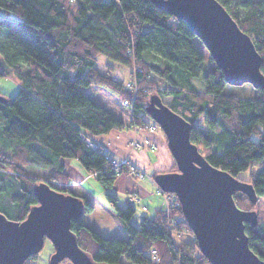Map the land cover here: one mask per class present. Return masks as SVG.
Returning a JSON list of instances; mask_svg holds the SVG:
<instances>
[{
    "label": "trees",
    "instance_id": "16d2710c",
    "mask_svg": "<svg viewBox=\"0 0 264 264\" xmlns=\"http://www.w3.org/2000/svg\"><path fill=\"white\" fill-rule=\"evenodd\" d=\"M217 1L252 38L263 58L264 75V0ZM0 10L21 19L18 25L0 19V78L20 87L14 96L1 94L7 100L0 101V213L13 221L25 220L38 204L34 188L41 182L82 198L84 215L92 213L94 204L73 190L74 181L62 162L76 160L106 191L128 236L103 237L83 218L72 220L79 247L94 262L210 264L181 205L170 210L164 205L153 218L133 223L136 205L128 200L120 208L111 192L119 175L133 173L127 166L114 171L111 157L81 136L146 129L154 124L146 107L158 96L191 123V141L207 161L251 184L259 200L264 197V91L257 90L258 96L250 100L223 94V71L204 45V51L199 47L190 27L149 0H0ZM100 56L140 70L129 121L82 90L94 86L120 100L131 97L126 82L110 75L109 63L107 74H101ZM207 57L212 65L203 75ZM201 117L205 126L197 124ZM255 167H260L256 176ZM177 171L176 165L169 170ZM247 171L249 178H241ZM234 200L243 211L256 210L257 204L243 193L236 192ZM245 232L250 249L264 262V225L253 228L246 223ZM37 257L25 264H35Z\"/></svg>",
    "mask_w": 264,
    "mask_h": 264
},
{
    "label": "water",
    "instance_id": "95a60500",
    "mask_svg": "<svg viewBox=\"0 0 264 264\" xmlns=\"http://www.w3.org/2000/svg\"><path fill=\"white\" fill-rule=\"evenodd\" d=\"M158 9L184 21L202 42L227 84H251L264 91L263 58L252 38L217 0H149ZM7 99L0 94V101ZM146 114L165 135L177 172H159L154 182L162 191L177 196L184 218L193 231L201 253L210 264H264L250 249L245 224L258 226L255 210L243 211L235 203L236 192L256 205L251 184L213 167L191 141L192 125L165 106L158 96L150 98ZM38 204L18 222L0 213V264H25L49 241L54 253L48 264H98L78 245L71 230L74 219L83 218L84 201L64 194L47 183L34 188Z\"/></svg>",
    "mask_w": 264,
    "mask_h": 264
},
{
    "label": "rangeland",
    "instance_id": "374dc122",
    "mask_svg": "<svg viewBox=\"0 0 264 264\" xmlns=\"http://www.w3.org/2000/svg\"><path fill=\"white\" fill-rule=\"evenodd\" d=\"M251 1L255 2L257 0H251ZM2 18L10 20L14 25H18L21 21V19L17 15L6 14L5 12L0 10V19ZM197 43L199 47L204 51V47L201 41L198 40ZM99 60H100L99 70L101 72L103 73L107 72L106 71L107 68L105 65L109 63L111 65L110 75L112 77L113 75H116L117 77H119L121 80H124V81L128 79L129 73H130V77L128 81L133 77L132 70H129L130 67L128 65L120 64L118 62L109 60L105 56H100ZM210 65L212 64L210 63L207 57V59L204 62L203 75L207 73V70ZM2 66H3V60L0 56V67ZM92 87L82 88V90L84 92L87 91L88 94H90V96L96 97L97 94L91 90ZM19 88L20 87L11 79L0 78V94H4L6 96H14L18 93ZM223 94L227 96L235 97V98H242V99L250 100L258 96V91L249 83H246L241 86H234V85L227 84L223 91ZM109 95H112L111 97H115L117 102L119 103L120 100L117 96H115L114 94H109ZM122 103H123V100H121V104ZM122 107L127 109V107L123 106V104H122ZM129 117H130V113H129ZM148 121L154 123L150 117ZM197 124L201 126H205L203 117H201L197 121ZM132 129L135 132L136 136L130 142V148L132 150H141L143 149V147L137 148L134 144V142H138V143L143 142L139 138L140 131H137L135 127ZM157 131L163 134V132L161 131L159 127L156 131H153V132L148 131V132L154 133ZM254 138L256 139V136H254ZM146 139H149V138H145L144 140ZM147 146H149L148 147L149 149H152V150L156 149V145L153 144L152 142L150 145H147ZM67 161H74V160H67ZM259 170H260V167H255L253 169V175L256 176ZM140 171L143 173L144 178H140V177L135 178L132 175H129L126 173L119 175L111 191L117 197L118 205L120 208H125L128 204L126 194L134 193L138 195V197L142 201V205L145 206L146 209H148L145 212H143L141 208L139 207V205H136V215L133 219V223H138L143 218L145 213L148 218L150 219L153 218L156 212L159 210V207L157 205L159 203L163 205L164 203L163 198L156 194L157 184L150 179L151 177L146 172L142 170ZM33 172L35 173V171ZM86 176H87V179L89 178L86 186L93 190L92 195H91V201L93 202L94 205H96V212L85 214L83 216L84 220L87 222L89 227L96 230L103 237H107V238L118 237V238L127 239L128 236L123 231V229L120 227L116 214L114 210L112 209L111 205L109 204V202L107 201V198L105 195L106 191L103 189V187L99 184V182L95 178L90 177L89 173H87ZM249 176H250V171L243 172L241 174V178L243 179H248ZM74 191L77 192L78 188H75ZM255 211L258 214V223L264 225V197L259 198ZM140 212H143L144 214H141ZM52 253H54V248L49 241H46L43 250L38 254V257L36 258L35 264H48ZM31 263L33 264L34 262L32 261ZM61 264H64V263H61Z\"/></svg>",
    "mask_w": 264,
    "mask_h": 264
},
{
    "label": "crops",
    "instance_id": "0c3cea01",
    "mask_svg": "<svg viewBox=\"0 0 264 264\" xmlns=\"http://www.w3.org/2000/svg\"><path fill=\"white\" fill-rule=\"evenodd\" d=\"M129 70L131 69L129 68ZM106 73L107 72L105 73L101 72V74L103 75H105ZM129 77H130V73L128 74V79ZM113 78L119 82L128 81V79L125 81L121 80L116 75H113ZM91 90L97 94L96 97L91 96L97 102H99L105 108L110 110L113 114H115L119 118L125 121L130 120L129 113L127 109L122 107L120 99L118 103L115 97H111L112 95H109L112 93L102 88L92 87ZM85 92L88 94L87 91ZM135 136L136 135L133 129L124 130V131L113 130L106 135L94 136L93 140H95L102 148L109 150L117 158L128 157L131 160V163L137 169L146 172L151 177L150 179L152 181H154L152 178V175L154 173L167 172L175 165V161L167 147L166 138L159 131L150 133L148 132L147 129H141L139 133V138L141 141H144L145 138H149L151 142L156 145L155 150L149 149L148 148L149 146L147 145H145L141 150H132L130 148V142L135 138ZM62 162L65 167V172L69 176H71L72 180L74 181L73 190L75 188H78V191L76 193L80 196L87 197L91 201V195L93 190L86 186L89 180V178L87 179L86 176L87 172L80 166V164L76 160L74 161L63 160ZM161 205H162L161 203L157 205L159 209L164 208V203L162 206ZM94 206L95 209L92 213L96 212V205ZM139 207L143 212L148 210V209L143 210L140 205ZM143 212L140 213L144 214ZM143 217H147L146 213ZM68 263L70 262H67V264Z\"/></svg>",
    "mask_w": 264,
    "mask_h": 264
},
{
    "label": "built area",
    "instance_id": "2783aa9c",
    "mask_svg": "<svg viewBox=\"0 0 264 264\" xmlns=\"http://www.w3.org/2000/svg\"><path fill=\"white\" fill-rule=\"evenodd\" d=\"M133 77L126 82V88L130 91L131 97L123 100V106L127 107V109H133L135 99L137 97V94L139 93V86L136 79V73L140 70L137 67H134L133 69ZM137 131H140L141 128L135 127ZM148 131H156L158 129V126L156 124H151L146 128ZM82 139L91 147L95 149L101 148L103 150V153L111 157L112 159V167L114 171H118L122 166H127L130 168L131 172L133 173V176L135 178H144L143 173L137 169L132 163L131 160L128 157L125 158H117L115 157L109 150L102 148L93 138L88 134H82ZM135 146L137 148L144 147V145H150L151 141L149 139L144 140L142 143L134 142ZM133 144V145H134ZM132 145V146H133ZM92 175V174H91ZM156 194L161 196L163 198L164 204L167 207L168 210L171 208L180 205V202L177 198V196L173 193H166L162 191L161 188L157 186ZM127 200L131 202L134 205H141L143 210H146V207L142 205L140 198L133 194L128 193L126 194Z\"/></svg>",
    "mask_w": 264,
    "mask_h": 264
}]
</instances>
